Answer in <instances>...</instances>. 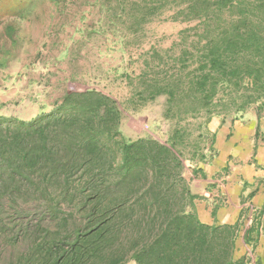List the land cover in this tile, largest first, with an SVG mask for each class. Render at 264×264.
Instances as JSON below:
<instances>
[{
    "label": "trees",
    "instance_id": "obj_1",
    "mask_svg": "<svg viewBox=\"0 0 264 264\" xmlns=\"http://www.w3.org/2000/svg\"><path fill=\"white\" fill-rule=\"evenodd\" d=\"M115 2L106 0L133 36L155 19L185 25L166 49L177 54L168 69L159 50L146 58L140 100L165 95L174 117L211 113L225 95L241 100L236 111L257 103L262 117L264 0ZM121 118L96 88L67 90L30 119L0 115V264H247L236 241L254 245L259 222H202L184 150L126 140Z\"/></svg>",
    "mask_w": 264,
    "mask_h": 264
},
{
    "label": "rangeland",
    "instance_id": "obj_2",
    "mask_svg": "<svg viewBox=\"0 0 264 264\" xmlns=\"http://www.w3.org/2000/svg\"><path fill=\"white\" fill-rule=\"evenodd\" d=\"M113 6L106 0H0V115L30 119L67 90L96 88L117 100L126 140H174L184 150L186 179L204 177L214 155L208 119L256 115L257 103L236 111L241 100L234 105L220 95L211 113L170 117L165 95L140 100L138 75L146 58L159 50L160 70L168 69L177 54L166 49L185 25L155 19L133 36L121 5ZM245 256L250 264L252 255Z\"/></svg>",
    "mask_w": 264,
    "mask_h": 264
},
{
    "label": "crops",
    "instance_id": "obj_3",
    "mask_svg": "<svg viewBox=\"0 0 264 264\" xmlns=\"http://www.w3.org/2000/svg\"><path fill=\"white\" fill-rule=\"evenodd\" d=\"M207 129L214 137V155L204 177L187 178L191 192L200 197L198 217L208 224L259 222L254 245L240 236L236 256L251 254L256 264H264V116L213 117Z\"/></svg>",
    "mask_w": 264,
    "mask_h": 264
}]
</instances>
